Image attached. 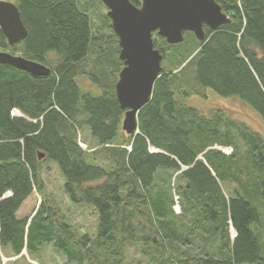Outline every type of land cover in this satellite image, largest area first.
Masks as SVG:
<instances>
[{
    "label": "trees",
    "instance_id": "16d2710c",
    "mask_svg": "<svg viewBox=\"0 0 264 264\" xmlns=\"http://www.w3.org/2000/svg\"><path fill=\"white\" fill-rule=\"evenodd\" d=\"M11 1L28 32L13 51L50 73L0 63V255L8 245L18 254L53 242L76 264H264V137L222 110L207 116L179 99L212 89L264 120V0H216L230 21L205 26L202 41L186 31L168 44L155 32L170 68L162 67L131 134L115 92L118 38L112 27H93L83 6L90 0ZM10 47L0 29V51ZM82 74L97 93L79 85ZM83 128L96 143L91 151L80 145ZM47 162L57 165L71 201L95 210L94 238L58 221L45 202L17 215L43 191ZM129 245L144 263L127 260Z\"/></svg>",
    "mask_w": 264,
    "mask_h": 264
},
{
    "label": "water",
    "instance_id": "95a60500",
    "mask_svg": "<svg viewBox=\"0 0 264 264\" xmlns=\"http://www.w3.org/2000/svg\"><path fill=\"white\" fill-rule=\"evenodd\" d=\"M106 16L118 38L119 58L123 66L115 83L117 101L124 110L122 129L131 134L138 128V112L150 101L154 84L162 70L163 53L154 44L153 33L168 44L183 40L191 31L202 41L204 27L216 30L230 21L216 0H101ZM0 29L9 45L27 37L18 6L0 0ZM0 63L25 70L33 75H47L50 68L42 63L9 51H0ZM39 158L43 156L39 153Z\"/></svg>",
    "mask_w": 264,
    "mask_h": 264
},
{
    "label": "rangeland",
    "instance_id": "374dc122",
    "mask_svg": "<svg viewBox=\"0 0 264 264\" xmlns=\"http://www.w3.org/2000/svg\"><path fill=\"white\" fill-rule=\"evenodd\" d=\"M84 9L90 14L91 21L94 28H98L100 32H109L111 29V23L108 27L105 23L104 14L107 12V7L97 0H90L89 3L83 4ZM108 22V21H107ZM110 28V29H109ZM154 43L159 41V37L153 33ZM158 44V43H157ZM156 45V44H155ZM9 52H13L10 45ZM17 54V53H16ZM50 57H53L50 55ZM164 57V56H163ZM96 53L93 51L83 62V66L89 69L93 66V62L96 60ZM162 67L170 68L166 59H162ZM118 79V75L116 80ZM78 83L82 88L91 90L97 93L98 86L89 79L87 74L79 75ZM206 95H189L188 97L179 98L185 104L196 107L204 115H211L215 110L219 109L224 113L237 120L240 123H245L250 129L258 131L264 137V120L262 117L252 109L247 103L243 102L239 98L222 97L216 94L212 89H207ZM89 130L83 128L80 134V145L87 151L95 149V141H92L89 136ZM244 149L240 152L243 153ZM97 163L105 165L106 162L101 157L96 156ZM41 180L43 182V191L34 192L26 198L20 208L17 211L18 216H26L34 213L39 203L45 202L53 210L58 221L66 220L71 225L72 229L80 234H89L91 238L96 234L97 215L95 210L88 205L76 204L71 201L68 195L63 189V177L56 164L47 162L42 167L40 172ZM175 203L178 206H174L175 213L181 214V206L178 201L177 194H174ZM126 257L129 262L141 261L145 262V259L141 256L135 246H128L126 251ZM0 264H76L74 260H70L64 251L58 248L53 242H42L35 244V247H24L23 250L15 254L11 247L5 246L1 250ZM247 264V263H244Z\"/></svg>",
    "mask_w": 264,
    "mask_h": 264
},
{
    "label": "built area",
    "instance_id": "2783aa9c",
    "mask_svg": "<svg viewBox=\"0 0 264 264\" xmlns=\"http://www.w3.org/2000/svg\"><path fill=\"white\" fill-rule=\"evenodd\" d=\"M226 152H229L230 151V148H225L224 149Z\"/></svg>",
    "mask_w": 264,
    "mask_h": 264
}]
</instances>
